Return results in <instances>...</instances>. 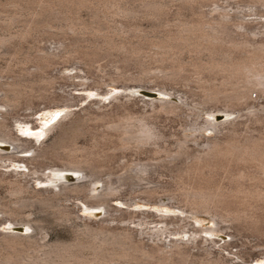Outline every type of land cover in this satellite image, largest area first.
I'll return each instance as SVG.
<instances>
[{"label":"rangeland","instance_id":"374dc122","mask_svg":"<svg viewBox=\"0 0 264 264\" xmlns=\"http://www.w3.org/2000/svg\"><path fill=\"white\" fill-rule=\"evenodd\" d=\"M223 12L230 13L224 19L227 21L224 26L226 30L221 32L225 40L241 41L240 39H244L243 41H245L247 38L251 41L264 40V6L252 4L250 0H195L191 2L185 0H0V98L5 92L1 88L7 83L16 82L19 89L22 90H20L22 92L20 97L18 96L14 103L16 105L9 106L2 112L5 123L10 125L13 135L27 138L28 142L30 141L28 144L34 145V148L38 149L37 153H45L43 157L50 164L61 165L59 157L67 152L66 150L63 152L61 144L69 146V144L76 143L74 146H84L82 148H87L88 152L79 151L80 157L87 156L98 162L99 165L103 164L104 168L100 176L106 180L110 178L113 182L116 181V177L124 172V168H121L122 162L139 159L150 161L149 157H152L150 153L136 154L133 150L117 149L114 146L116 145L115 137L107 138L106 136L105 138L102 136V131H100L104 130L102 121L96 120L94 115L97 114V117H101L103 113L115 114L119 112L120 114V103L126 100L123 97L124 94L128 93L132 99L140 100L146 89L165 88L171 93L172 100L178 102L179 98L188 99L192 108L202 110L200 121L214 115L221 120L224 118L221 112L230 109V106L224 102H219L216 105L209 104L210 106H205L206 108L194 106L199 100V96L194 94L199 91L197 90L199 85L206 82L207 85H214L213 80L218 85L221 81L220 72L209 70L208 61H211L212 54L202 39H199L202 44L199 47L196 46L197 48L190 45L187 47L177 45L174 47L175 49L173 48L174 54L163 55L169 58L166 62H164L165 60H156L159 56L157 53V50H160L159 45L166 44L164 42L170 40L169 37L173 38L175 34H179L178 30H182V25L185 27L189 24L193 25L192 23L217 21ZM237 22H243V26L237 28L235 25ZM254 32H256V36H252ZM167 42L170 44L172 41ZM228 46L217 45V49H212L214 57L230 61L231 59L232 61L243 59L241 52L236 48L230 47L229 49ZM43 55H45L47 63L41 62ZM153 56L156 58L155 61ZM193 61L198 63L199 67L201 65V68H194ZM171 63L177 65L182 63L181 66L186 69L175 80L157 78L155 73L159 71L158 67L168 68ZM198 69L200 70L198 71ZM143 71L146 72L144 75ZM138 75L143 76V80L135 82L128 79ZM116 77L119 80L115 79ZM252 94L254 97L255 93ZM114 95H120L121 99H113ZM255 101L261 102L263 98ZM142 105L143 102L139 101L132 107V111L141 110ZM243 107L241 114L244 116L240 120L245 121L247 118L245 114L253 108L248 105ZM65 113L68 115L57 122L44 139L40 150L44 149L46 152L40 151L38 145L33 141V137L29 135L45 130L52 119L54 122ZM156 122L166 135V142L162 141L161 145L174 148V137L171 135L178 133L184 122L183 118L163 115ZM96 126L99 127L96 128ZM249 126L252 129L257 128L264 131L259 124L253 123ZM27 127L29 129H26ZM245 127V124L238 126L240 130ZM223 132H227V129ZM200 134V140L215 136L210 130L202 131ZM191 145L194 146V144ZM32 151L31 149L23 155L30 156ZM60 152L63 153L61 156ZM57 153L59 154L58 158ZM91 153L93 157H89ZM165 153L162 151L156 155L157 159L156 157L152 158L162 161L166 159ZM40 157L39 159L44 160L42 156ZM22 164V162L17 163L16 160L6 161L5 166L0 167V173L6 170L8 171L7 175L13 174V170L21 168ZM28 167L39 168L36 163H28ZM40 168L39 170L42 171L43 168ZM59 168L62 169V167ZM214 170L212 172L208 169L205 170L207 175H213L212 182L225 187L231 185L227 179L223 178L222 169ZM41 171L28 177L29 184L36 189L49 183L42 182L46 177L41 175ZM160 171L153 174L151 179L155 181L153 183H164L168 187L160 189L158 197L147 201L144 199V195L135 191L133 187L136 186H132L127 181L128 183L120 186V191L115 196H110L109 201L113 217L123 213V211L114 212L113 208L135 210L137 214H135L136 218L131 226L136 228L138 238L143 236L142 239L148 243H151L149 232L152 231V228L162 225L154 221L160 219V214L170 215L174 218L171 219L172 222L169 220L170 232H174L175 225L173 223L184 216V212L182 213L178 209L182 203L168 199L165 195L169 190L171 193H179L177 186L172 183L173 187L167 183L171 180L168 171L165 169H160ZM78 176L80 177L79 174L76 175L62 169L53 177L58 184L62 179V181L74 182V180H79ZM245 182H247L246 179ZM142 183L146 184L147 180ZM153 183L150 185H154ZM102 184V182H98L96 190L100 191ZM173 188L175 189L171 190ZM8 195L6 189L0 187V196L8 197ZM134 200L135 202L132 203ZM61 203L73 212L68 222L54 219V216L50 215L51 213L43 211L39 205L27 209L28 213H32L30 218L41 219L40 222H32V224L34 227L40 225L43 228L42 232L46 231L44 232L47 234L46 240L50 242H70L73 238L72 228L75 225H82L88 221L98 222L104 215L102 209L92 211L83 206L80 196H73L69 200L63 199ZM260 212H264V210ZM147 214L152 215L149 219H151L150 221L153 219L154 224L152 222L141 224V221L137 220ZM77 215L80 217H76ZM188 220L186 226L188 234L180 236L169 232L167 233L169 237L161 236V239L166 243L170 237L187 239L195 235L196 228H206L198 237L199 240L197 239L199 247L206 246L212 250L214 255L217 254L230 264H264V222H260V226L258 223L259 227L257 224L253 227V224H246V222L242 224L243 222L240 221L238 223L237 221L221 222L220 226L216 228V232H212L209 229L215 228V225L207 215L194 214ZM4 227L6 228V225ZM0 229H3L2 225ZM21 232L27 233L28 229L24 227ZM37 232H39L38 228L31 233L36 234ZM205 239L206 242H204ZM226 241L230 245H224ZM199 247L192 249V252L197 256L202 254V249ZM195 261L192 264H199Z\"/></svg>","mask_w":264,"mask_h":264},{"label":"bare ground","instance_id":"6f19581e","mask_svg":"<svg viewBox=\"0 0 264 264\" xmlns=\"http://www.w3.org/2000/svg\"><path fill=\"white\" fill-rule=\"evenodd\" d=\"M250 2L264 6V0H250ZM229 15L230 13L223 12L217 21L192 23L193 25L189 24L185 27L182 25V30H178L179 34H175L173 38L168 36L170 40H166L164 42L166 44L159 45L158 58L156 59L153 56L154 61L156 59L157 61L165 60L164 62H166L169 58L163 55L169 54L171 56L174 54L175 51L173 50L177 45L199 47L202 44L199 39L205 41V45L212 54L211 61H208L210 64L209 70L220 72L221 81L218 85L214 80V85H207V82L206 85H199V89H197L199 91L194 93L199 96V100L194 106L205 107L209 104L216 105L219 102H224L230 106L229 110L221 112L224 118L219 120L214 115L200 121L202 110L192 108L188 99L179 98L178 102L172 100L171 93L165 88L146 89L140 100L132 99L128 93L124 94L123 97L126 100H122L123 102L120 103V114L113 111L115 114L103 113L104 116L102 114L101 117H97V114L94 115L96 120L102 121L104 129L100 130L102 136H105V138L106 136L107 138L115 137L116 145L114 146L117 149L133 150L136 154L150 153L156 159L158 153L162 151L167 153H165L166 159L162 161L149 157L150 161L139 159L122 162L121 168H124V172L118 175L117 180L114 182L110 178L106 180L100 176L104 168L103 164L99 165L98 162L87 156L80 157L79 151L88 152L87 148H82L84 146H74L76 143L69 144V146L61 144L63 152L64 150L67 151L65 154L60 152V156L64 155L59 157L61 165L50 164L43 157L45 153H37L38 149L34 148V145L28 144L30 141L28 142L27 138L13 135L10 125H7L4 121L2 112L7 107L16 105L14 103L22 92H20L21 89H19L16 82L3 85L1 89L5 92L3 97L0 98V167L5 166L6 161L9 160H16L17 163L22 162L23 164L22 169H14L13 174L7 175L8 171L6 170L0 173V187L5 188L9 194L8 197L0 196V226H3V229H0V264H192L194 260L199 264H230L217 254L214 255L212 250L206 248L205 245V247H199L198 237L206 228H196L194 230L195 235L187 239L170 237L166 243L161 239V236H166L170 232V221L174 218L170 215L160 214V219L154 221L162 225H156L152 228V231L149 232L151 243H148L142 239L143 236L138 238L136 228L131 226L134 218H136L135 214L137 213L135 210L113 208L114 212L123 211L119 216L113 217L109 205L110 196H115L120 191V186L126 184L127 181L132 186H136L133 187L135 191L144 195V199H147V201L153 197H158L161 192L160 189L167 188L168 185L160 182L153 183L155 181L151 179V176L153 177V174L159 173L160 169H165L171 176V180L169 179L170 181L167 183L171 185L173 183L179 190V193H171L169 190L165 195L168 199L182 203L178 206V209H180V212H184V216L173 223L176 227L174 226V232L170 233L180 236L188 234L186 228L189 222L188 219L194 214L207 215L215 225V228L209 229L212 232H216V228L220 226L221 222L232 223L237 221L238 223L240 221L243 222L242 224L245 222L246 224H253V227L256 224L258 226V223L260 226V222H264V212L259 213V211L264 210V131L257 128L252 129L249 126L255 123V125L259 124L264 129V40L251 41L248 38L245 41H243L244 39H240L241 41L225 40L221 32L224 29L226 30L224 26L227 21L224 19ZM242 23L237 22L235 25L237 28H241ZM255 33L252 36H256ZM167 41L172 42L168 44ZM226 44L229 45V49L232 47L241 52L243 59L239 61H232L231 59L230 61L214 57L212 49H217V45L227 46ZM44 56L41 62L45 61ZM192 63L195 64L194 68L199 67L198 63L196 64L194 61ZM181 65L182 63L178 65L171 63L168 68L158 67L159 71L155 75L160 79L175 80L186 69ZM199 68H201V65ZM143 72L144 75L146 72ZM140 75L128 79L135 82L141 81L143 76ZM115 79L119 80L117 77ZM118 80L116 81L118 82ZM253 92L255 93L254 97ZM259 98H263V101L256 102L255 100ZM113 99L119 100L121 98L120 95H114ZM139 101L143 102L141 110L132 111V107ZM247 105L253 110H249L245 114L247 117L245 121L240 120L244 116L241 114L244 109L243 106ZM67 115L68 113L61 115L54 122H52V119L48 128L29 135L33 137V141L38 145L39 150L55 124ZM163 115L180 116L184 120L178 133H172L171 135L174 137V148L161 145L162 141L166 142V135L158 127L156 121ZM247 122H250L249 125ZM242 124H245L246 127L240 130L238 126ZM98 127L96 126V128ZM225 129H227V132L224 133ZM208 130L212 131L215 136L200 140V133ZM22 131L24 132V130ZM220 134L221 136H219ZM191 144H194V146ZM31 149L33 151L30 156L23 155ZM40 151H44V149ZM40 156L44 160L39 159ZM56 156L58 158L59 154L57 153ZM90 156H92V153ZM28 163H36L39 168L33 167L31 169L28 167ZM40 167L43 168L42 171L39 170ZM59 167H62L63 171L79 174V180L68 182L62 181L63 179L59 177L62 180L57 184L53 176L62 170ZM216 168L223 170V178L227 179L231 185L225 187L211 181L213 175H207L205 170L208 169L212 172ZM39 171L42 172L41 175L46 177L42 182L49 183H45L41 188L36 189L29 184L28 177ZM245 179L247 182H245ZM146 180L147 183L143 184L142 181ZM98 182L103 183L100 191L96 190ZM117 182L119 183L117 184ZM152 183L154 185H150ZM73 196H80L83 206L92 211L104 210L103 217L98 222L88 221L82 225H75L72 228L73 238L70 242H50L46 240L47 234L44 233L46 231L42 232L43 228L40 225L34 227L32 224V222H40L41 219L30 218L32 213H28L27 209L39 205L43 208V211L46 210L51 213L50 215H53L54 219L68 222L73 212L64 206L61 200H69ZM134 202L135 200L132 203ZM150 216L152 215H142L143 218H137V220H140L141 224L151 222L154 224L153 219L150 221ZM76 217L80 216L77 215ZM24 227L28 229L27 233L21 232ZM36 228L39 229V232L32 234L31 232H34ZM167 237H169V234ZM206 241L205 239L204 242ZM228 244L229 242H224V245ZM196 247L202 249L200 256L192 252V249Z\"/></svg>","mask_w":264,"mask_h":264}]
</instances>
